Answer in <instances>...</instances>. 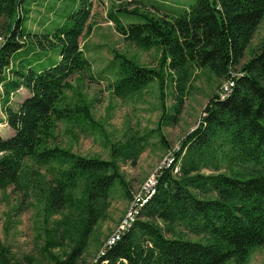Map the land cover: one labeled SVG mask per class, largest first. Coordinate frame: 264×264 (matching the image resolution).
Masks as SVG:
<instances>
[{"label": "trees", "instance_id": "trees-1", "mask_svg": "<svg viewBox=\"0 0 264 264\" xmlns=\"http://www.w3.org/2000/svg\"><path fill=\"white\" fill-rule=\"evenodd\" d=\"M26 1L0 0V20L5 21L0 30V83L5 122L13 129L7 138L0 136V190L19 182L28 158L57 166V174L46 180L45 208L49 214L70 209L60 226L79 212L80 220L71 223L80 236L65 259H52L54 264H76L98 222L96 207L116 183L127 185L120 161L135 164L141 150L137 142L127 141L113 149L111 159H103L58 144L60 122L97 129L91 106L70 103L65 95L74 75L92 71L81 37L93 1L74 0L63 20L40 32L25 28ZM139 2L133 9L110 10L107 19L125 40L145 49L160 48L159 67L140 65L113 50L101 73L112 75L111 88L120 97L140 93L153 82L162 87L174 82L179 92L175 113L164 112L166 123L174 124L182 113L190 71L207 68L228 79L241 65L264 19V0H196L174 9L160 0ZM119 12L139 15L141 21L125 22ZM53 49L59 50V60L46 66L38 55ZM237 72L232 90L224 98L213 95L198 126L182 139L172 162L159 170L156 192L140 216L94 264H228L245 261L255 247L264 245V40ZM21 88L28 94L18 108L9 106ZM225 162L241 163L254 172H203L206 167L220 170ZM180 225L202 233L203 239L185 238L177 230ZM8 252L0 241V264H20Z\"/></svg>", "mask_w": 264, "mask_h": 264}, {"label": "rangeland", "instance_id": "rangeland-1", "mask_svg": "<svg viewBox=\"0 0 264 264\" xmlns=\"http://www.w3.org/2000/svg\"><path fill=\"white\" fill-rule=\"evenodd\" d=\"M92 1V15L81 37L85 54L93 64L92 71L74 75L71 79L73 87L65 95L66 101L70 103H86L91 106L97 129H82L60 122L56 141L63 148L85 157L111 159L116 146L120 147L122 143L132 140L137 142L136 146L141 151L135 164L131 160L120 161L127 185L116 183L107 199L96 207L98 222L87 238L84 252L76 264H92L98 257L133 204L135 194L142 184L173 157L182 139L198 126L207 103L215 93L221 92L226 80L217 77L207 68L190 71L184 86L182 113L174 124H168L164 119L166 110L168 113H175L174 105L179 92L174 82L169 81L164 87L159 82H153L140 93L127 97L118 96L110 85L112 75L101 73L113 59V50H118L140 65L152 68L160 65L161 50L158 47L145 49L125 40L116 31L113 22L107 19L110 10L122 6L133 9L143 0ZM160 1L166 3L162 6L174 9L190 5L196 0ZM73 4L74 0H27L24 6L30 11L27 13L25 28L34 32L50 28L55 22L63 20L64 15L72 10L69 8ZM119 15L128 23L141 21L139 15L122 12ZM4 26L5 21L0 20V30ZM263 40L264 19L248 45L241 65L251 58ZM38 59H42L46 66L52 65L59 60V50L43 52L38 55ZM241 65L232 75L237 76ZM2 91L0 83V136L7 138L13 133V129L5 122L6 105ZM27 94L28 91L21 88L8 105L18 108ZM55 168L57 166L42 165L28 158L19 182L0 190V241L9 249L8 255L13 262L54 264L52 255L65 259L80 236L77 226L71 223L80 220L79 212L72 219L68 217L62 227L60 222L66 218L70 209L49 214L45 208L46 180L57 174ZM203 172H239L249 176L254 171L252 167L242 166L241 163L231 165L225 162L220 170L206 167ZM75 194L80 196L79 192ZM177 230L185 238L203 239L202 233L196 234L185 226H177ZM166 233L172 236L169 232ZM228 264H264V245L255 247L245 261L234 259Z\"/></svg>", "mask_w": 264, "mask_h": 264}, {"label": "built area", "instance_id": "built-area-1", "mask_svg": "<svg viewBox=\"0 0 264 264\" xmlns=\"http://www.w3.org/2000/svg\"><path fill=\"white\" fill-rule=\"evenodd\" d=\"M1 40V38H0ZM235 75H232L228 79H226L223 82V85L221 87V92L219 93L222 98H224L234 87L235 85ZM172 162V158L169 159L166 165L170 164ZM164 164V165H165ZM162 165L160 169L164 166ZM159 169V170H160ZM159 170L156 173L151 174L147 180L142 184L141 188L139 191L135 194L134 197V202L123 217V219L119 222L118 226L114 230L113 234L110 236L109 240L107 243L104 245L102 250L100 251V254L103 253L104 248L106 246H111L115 244L117 241H119L124 234L126 230H128L135 220L140 216L142 209L148 202V200L155 194L156 189H157V184H158V173ZM178 168L176 169V171ZM99 254V255H100ZM98 255V257H99ZM98 257L93 261L92 264L97 262Z\"/></svg>", "mask_w": 264, "mask_h": 264}]
</instances>
